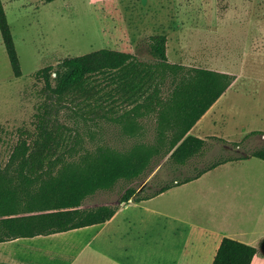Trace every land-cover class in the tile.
<instances>
[{
	"label": "rangeland",
	"instance_id": "rangeland-1",
	"mask_svg": "<svg viewBox=\"0 0 264 264\" xmlns=\"http://www.w3.org/2000/svg\"><path fill=\"white\" fill-rule=\"evenodd\" d=\"M4 5L23 74L14 75L0 31V165L8 160L21 131L36 129L47 105L70 127L69 143L77 153L101 144L125 149L137 141H153L157 126L154 114L139 117L133 133L123 129L122 115L133 104L110 90L113 83L109 77H97L105 89L92 99L47 102L44 80L37 71L47 65L57 66L67 56L104 47L153 60L150 37L155 34H167L168 38L173 34V47L168 42V48L174 61L217 70L225 67L235 76L227 92L192 132L207 139L206 152L182 168L162 159L144 176L120 180L113 189L88 197L84 206L115 204L128 186H147V192L152 191L220 157H243L264 147V0H4ZM169 91L165 88L163 94ZM231 166L228 171L208 175L219 182L214 195L198 194L194 188L187 192L185 208L193 209V219L199 223L210 220L207 210L211 208L220 219L225 214L227 232L249 224L252 231L264 234V160L252 156ZM152 209L173 215V191L142 203L134 201L123 210L140 218L127 225L131 234L154 232L159 237L134 235L130 241L135 244L129 246L125 257H115L110 264H173L161 247V238H173V228H165L166 216ZM96 228L71 229L65 236L74 246H84ZM142 240L143 246L138 247L136 242L142 244ZM77 264L109 262L105 253L91 254L88 249Z\"/></svg>",
	"mask_w": 264,
	"mask_h": 264
},
{
	"label": "trees",
	"instance_id": "trees-1",
	"mask_svg": "<svg viewBox=\"0 0 264 264\" xmlns=\"http://www.w3.org/2000/svg\"><path fill=\"white\" fill-rule=\"evenodd\" d=\"M0 31L13 73L19 77L23 70L4 0H0ZM168 42L167 34L150 37L153 60L140 59L132 51L104 47L67 56L57 66L47 65L37 71L44 80L47 102L92 99L105 89L97 77H109L113 83L110 90L133 104L122 115L123 129L133 133L139 117L154 114L156 136L151 142L137 141L125 149L101 144L77 153L69 143L70 127L45 106L36 129L22 130L8 162L0 165V241L103 224L123 203L142 202L222 163L245 157H220L155 190L147 192V186L139 189L131 185L115 204L84 206L88 197L113 189L120 180L144 176L162 159L182 168L204 156L207 139L191 130L225 94L235 76L172 60ZM165 88L169 93L163 94ZM251 155L264 160V147ZM257 251L252 244L225 236L213 264H252Z\"/></svg>",
	"mask_w": 264,
	"mask_h": 264
},
{
	"label": "crops",
	"instance_id": "crops-1",
	"mask_svg": "<svg viewBox=\"0 0 264 264\" xmlns=\"http://www.w3.org/2000/svg\"><path fill=\"white\" fill-rule=\"evenodd\" d=\"M169 43L173 47V34L169 37ZM170 57L173 60V51ZM218 69L231 73L225 67H219ZM202 119L193 127L191 133ZM251 157L252 155H247L241 159L222 163L196 179L174 186L161 193L165 194L167 191H173V215L156 209H152V211L154 213H163L166 216L167 223H164V226L165 228L167 226L173 228V238L169 241H164L161 238L164 243L163 246L158 241L156 244L163 247L170 254L173 264H213L217 250L225 236L256 246L258 251L253 258L252 264H264V234H257L252 231L249 224H243L238 229L227 232L224 229L225 214L220 219L219 213L215 214L211 208L207 210L210 220L205 223H199V221L193 219V209L188 210L185 208L187 205H185L187 199L185 194L193 188L198 194L203 192L204 196L211 195L218 190L219 182L216 177L213 175L208 177V175L216 170L219 172L228 171L232 168L231 165L248 161ZM8 160L1 166H4ZM214 199L216 200L215 197ZM142 202H145V200ZM132 203H134L133 200L123 203L115 215L105 223L93 224L97 228L86 239L84 246H74L69 241L70 239L65 236L70 235L68 230L0 241V264H77L88 249L91 254H97L98 251L105 253L109 264L115 257L117 259L124 258V253L128 252L129 246L135 244V242L130 241L131 237L138 235L137 238H140V236L148 234L147 232L141 234L140 231H137L136 234H131L132 231L127 225L132 222H139L140 218L127 215L123 210L129 209ZM155 217L156 215H154ZM149 220L157 222V220L152 218ZM148 235L156 236V240L159 237V234L154 232ZM136 245L138 247L143 246V240L142 244L136 242Z\"/></svg>",
	"mask_w": 264,
	"mask_h": 264
}]
</instances>
